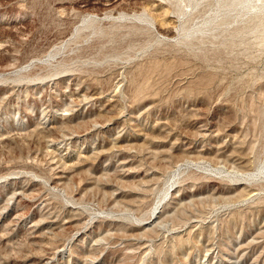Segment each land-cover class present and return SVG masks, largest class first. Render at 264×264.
I'll return each instance as SVG.
<instances>
[{
    "label": "rangeland",
    "instance_id": "rangeland-1",
    "mask_svg": "<svg viewBox=\"0 0 264 264\" xmlns=\"http://www.w3.org/2000/svg\"><path fill=\"white\" fill-rule=\"evenodd\" d=\"M258 163L264 0H0V264H264Z\"/></svg>",
    "mask_w": 264,
    "mask_h": 264
},
{
    "label": "bare ground",
    "instance_id": "bare-ground-1",
    "mask_svg": "<svg viewBox=\"0 0 264 264\" xmlns=\"http://www.w3.org/2000/svg\"><path fill=\"white\" fill-rule=\"evenodd\" d=\"M253 0H227V6L229 7V6H234V5H237V4H239V5H241V6H247V5H249L251 2H252ZM260 2V1H259ZM166 23V21L164 20V19H160L159 20V24L160 25H164ZM179 75V74H178ZM180 76V75H179ZM187 84V83H186ZM185 86V85H184ZM85 90V89H84ZM54 101V100H53ZM53 104V103H52ZM88 136V135H87ZM181 150V149H180ZM78 152V151H77ZM69 160V159H68ZM246 160V159H245ZM245 160H241V163H242V161L244 162ZM205 162H208V164L207 165H209V167L211 166V165H213V163H212V161L211 160H205ZM245 163V162H244ZM185 164V163H184ZM182 165H183V163H181V164H176L174 167V169H173V177H175L176 175H177V173L180 171V169L182 168ZM206 166V165H205ZM204 166V167H205ZM240 166V165H239ZM207 167V166H206ZM216 167H219V166H216ZM224 167V166H223ZM238 167V166H237ZM212 168V167H211ZM210 168V169H211ZM217 169V168H216ZM244 168H242V170H240V169H231V170H229L228 168H227V171H229V172H232V173H234V175H237L236 177H237V179H247V180H252V179H255V178H258V177H262V176H264V164L263 163H258L257 165H256V167H255V170L253 171V172H250V171H245V170H243ZM219 170V169H218ZM97 172V171H96ZM230 174V173H229ZM233 175V176H234ZM173 179V178H172ZM236 187V186H235ZM235 189V188H234ZM173 187H172V184L170 183L167 187H166V189H165V193H164V195H167V194H169V193H171V192H173ZM236 190H239V192L241 193V195H244V199H247V198H254V196L257 194L256 192H255V190H253L252 188H250L248 185H246V183L245 182H243V181H240V182H238L237 183V187H236ZM218 191H220V190H218ZM222 192L224 191V190H221ZM257 191V190H256ZM163 192V191H162ZM221 192V193H222ZM226 192V191H225ZM227 192H229L228 190H227ZM231 193V192H230ZM133 194V193H132ZM191 195V194H190ZM186 196V195H185ZM223 196H225V195H223ZM165 198H166V196H165ZM165 200V199H164ZM161 201H159L157 204L155 203V207H154V209H153V211H152V213H151V215H150V221H146L145 223H144V225H150V224H152L153 222H156V218L158 217V212H160V210H158V208L161 206ZM152 218V219H151ZM195 220V219H194ZM140 224V223H139ZM157 225H159V224H157ZM161 226V225H160ZM49 261V260H48ZM95 264V263H94Z\"/></svg>",
    "mask_w": 264,
    "mask_h": 264
}]
</instances>
